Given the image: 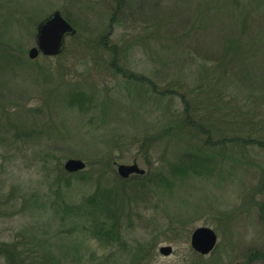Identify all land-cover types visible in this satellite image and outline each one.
<instances>
[{"label": "rangeland", "instance_id": "obj_1", "mask_svg": "<svg viewBox=\"0 0 264 264\" xmlns=\"http://www.w3.org/2000/svg\"><path fill=\"white\" fill-rule=\"evenodd\" d=\"M54 11L76 34L60 55L31 60L35 26ZM206 53L263 85L264 0H0V264H264L263 147L242 149L254 166L207 154L203 173L182 177H165L178 145L138 149L163 109L183 111L179 96L201 83ZM166 89L179 96L152 100ZM68 159L85 169L65 172ZM120 164H137L145 178L119 183ZM113 187L125 223L107 244L74 216ZM199 227L217 237L206 256L190 247Z\"/></svg>", "mask_w": 264, "mask_h": 264}, {"label": "trees", "instance_id": "obj_2", "mask_svg": "<svg viewBox=\"0 0 264 264\" xmlns=\"http://www.w3.org/2000/svg\"><path fill=\"white\" fill-rule=\"evenodd\" d=\"M229 1L238 6L243 0ZM202 59L210 63L208 68L201 65L197 71V80L201 83L185 92L186 94L183 93V97L177 95L174 89L153 94L152 100L159 103L163 102L168 94L171 98L177 95L183 106V111L176 113L163 109L159 119L161 123L156 127V131L147 137L145 135L138 143V149L144 153L148 152L149 146L158 139L180 147L181 153L176 159L177 163L167 169L165 177H182L188 170L201 174L207 167L202 163L207 160V154L222 158L229 166L238 167L240 164L254 166L255 164L249 161L242 163L240 157L243 156L245 146L257 144L264 148V84L243 82L242 77L233 68L234 65L226 62L224 56L219 58L217 55L206 53ZM175 79L176 87L181 89L178 83L181 77ZM243 104L246 105L243 107ZM255 132L258 138L251 136ZM213 137L215 142L211 143ZM220 149L223 150L222 153ZM235 150L238 152L233 154ZM101 158L103 160L98 167L103 173L102 171L109 167L106 161L108 156L101 155ZM136 177L144 179L145 175ZM118 181L121 184L126 182L122 179ZM152 182L160 185L170 184L168 178H156ZM113 189L103 190L98 195L102 197L100 200L97 195L87 198L82 203L84 209L82 208L80 212L77 210L74 216H82V219L88 222L91 233L99 234L100 236H95L107 244L118 240L119 230L125 223L122 217L124 205L117 200L116 188ZM68 210L63 209L67 216ZM93 210L100 211L103 217L95 219L92 216Z\"/></svg>", "mask_w": 264, "mask_h": 264}, {"label": "water", "instance_id": "obj_3", "mask_svg": "<svg viewBox=\"0 0 264 264\" xmlns=\"http://www.w3.org/2000/svg\"><path fill=\"white\" fill-rule=\"evenodd\" d=\"M60 14L54 11L39 21L34 29L35 47L28 51V58L33 60L38 55L44 57H54L60 55L65 47L66 39L75 35L76 30ZM86 165L83 161L77 159H68L63 165L65 172L76 173L83 171ZM116 173L122 179H128L130 176L144 175L145 171L140 169L137 164L116 166ZM217 237L215 233L207 227H199L193 230L190 235V247L201 256L210 254L216 246ZM172 253L171 247L159 248V254L169 256Z\"/></svg>", "mask_w": 264, "mask_h": 264}]
</instances>
